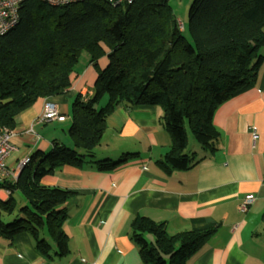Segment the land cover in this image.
<instances>
[{
	"label": "trees",
	"instance_id": "obj_1",
	"mask_svg": "<svg viewBox=\"0 0 264 264\" xmlns=\"http://www.w3.org/2000/svg\"><path fill=\"white\" fill-rule=\"evenodd\" d=\"M18 16L16 27L0 38V129L13 130L38 99L65 91L82 53L95 67L107 58L105 68H96L92 95H77L71 103L72 145L53 142L37 160L29 159L16 180L0 179V189L9 192L0 200V215L10 220H0V238L26 233L46 256L51 244L53 254L68 253L63 223L72 194L39 182L56 168L79 167L86 159L101 172L121 162L94 154L116 105L158 107L171 139L159 163L167 171L187 170L199 162L193 151L185 152L187 130L204 152L216 151L220 134L212 113L254 84L263 61L264 0H192L184 30L166 0L115 7L101 0L62 6L25 0ZM104 95L106 103L98 108ZM14 191L25 204L16 206ZM215 229L210 224L169 235L164 223L136 217L130 237L142 264H185Z\"/></svg>",
	"mask_w": 264,
	"mask_h": 264
},
{
	"label": "crops",
	"instance_id": "obj_2",
	"mask_svg": "<svg viewBox=\"0 0 264 264\" xmlns=\"http://www.w3.org/2000/svg\"><path fill=\"white\" fill-rule=\"evenodd\" d=\"M260 53L254 84L211 115L220 134L217 150L193 151L199 162L187 170L167 171L159 163L171 139L160 124L158 107L116 105L94 154L121 162L101 172L86 159L79 167L56 168L39 182L72 194L63 223L68 253L53 254L50 243L52 252L43 255L22 233L10 241L0 238V264H142L130 237L136 217L164 223L169 235L214 224L215 232L185 264H264V50ZM106 65L105 56L95 67L82 53L65 91L38 99L18 116L15 151L5 160L8 175L0 173V179L16 180L22 170L18 164L37 160L53 142L72 145L71 103L77 95H92L97 69ZM46 102L58 106L63 121L37 122ZM248 194L254 202L240 213L236 207ZM8 196L0 189V200ZM12 196L17 207L25 204L20 191Z\"/></svg>",
	"mask_w": 264,
	"mask_h": 264
},
{
	"label": "built area",
	"instance_id": "obj_3",
	"mask_svg": "<svg viewBox=\"0 0 264 264\" xmlns=\"http://www.w3.org/2000/svg\"><path fill=\"white\" fill-rule=\"evenodd\" d=\"M25 0H0V38L14 29L18 23V8ZM52 6H62L71 3H80L89 0H41ZM110 6H119L121 4H132L135 0H101ZM178 27L183 29V25L178 21ZM51 121H63V116L59 112V108L52 102H46L43 112L37 119L38 123H47ZM13 130L1 128L0 129V173L2 175H8L5 160L7 157L15 151V146L12 143ZM28 159L21 161L17 168L20 170L27 163ZM254 196L251 194L246 195L243 200L236 207L240 213L247 212L249 206L253 204Z\"/></svg>",
	"mask_w": 264,
	"mask_h": 264
},
{
	"label": "rangeland",
	"instance_id": "obj_4",
	"mask_svg": "<svg viewBox=\"0 0 264 264\" xmlns=\"http://www.w3.org/2000/svg\"><path fill=\"white\" fill-rule=\"evenodd\" d=\"M168 6L171 8L172 13L174 17L176 18L177 22H182L183 29H186L187 25V13L189 6L191 4L192 0H166ZM179 28V27H178ZM185 34V33H184ZM83 58V55H82ZM106 103V97H102L98 101L97 107H103ZM67 126V125H66ZM187 147L185 152L189 154L191 151H196L199 147V145L194 140L193 136L190 134V132L187 130ZM3 223H8L10 220H8L5 216L3 217V220H1Z\"/></svg>",
	"mask_w": 264,
	"mask_h": 264
},
{
	"label": "water",
	"instance_id": "obj_5",
	"mask_svg": "<svg viewBox=\"0 0 264 264\" xmlns=\"http://www.w3.org/2000/svg\"><path fill=\"white\" fill-rule=\"evenodd\" d=\"M22 171V170H21Z\"/></svg>",
	"mask_w": 264,
	"mask_h": 264
}]
</instances>
